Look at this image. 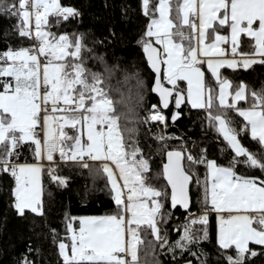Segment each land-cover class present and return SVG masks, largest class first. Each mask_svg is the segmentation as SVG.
Returning <instances> with one entry per match:
<instances>
[{
    "label": "snow or ice",
    "instance_id": "obj_1",
    "mask_svg": "<svg viewBox=\"0 0 264 264\" xmlns=\"http://www.w3.org/2000/svg\"><path fill=\"white\" fill-rule=\"evenodd\" d=\"M151 5L152 0H142L143 14L150 18V23L139 43L155 73L151 90L159 94L162 108L167 109L174 98L177 108L187 101L192 108L210 110L214 100H218L220 108L234 109L244 118L247 124L241 131L248 130L264 153V89L246 95L247 85L241 82L230 93L232 84L221 79L219 71L223 67L247 70L256 63L264 64V0H156L155 6ZM4 13L18 19L15 27L20 37L36 41L30 47L0 51V77L10 78L0 80V172L15 178L14 209L20 216L26 210L37 216L44 214L42 166L12 162L21 145L31 142L37 159L46 156L48 161H53L58 153L64 160H82L87 155L92 160L104 161L102 170L115 193L117 212L69 218L66 228L71 234V244L61 240L59 254L63 264H140L138 246L144 243L139 233L142 226L151 230L161 242V248L168 242L157 226L163 222L164 215V204L158 198L166 193L147 185L144 174L149 171L148 162L142 157L138 128L129 127L134 121L128 116L134 109L118 111L117 103L122 102L110 98L103 74L85 66L83 53L91 49L85 45L83 34L70 37L46 30L50 16L68 20L78 15L75 9L62 6L60 0H12L11 3L0 0V14ZM225 27L230 29V38L219 34V29ZM241 34L254 40L252 53L238 52ZM154 43L162 45V53ZM227 43H231L232 58H226L225 49L220 47ZM204 64L218 82V93L205 83L201 67ZM128 80L126 76L125 82ZM185 81L186 93L179 89L178 83ZM164 82L171 87H166ZM136 87H143L139 78ZM229 95L231 103L227 99ZM142 99L138 95V100ZM246 100L250 104L248 109L237 106V102ZM178 116L179 113H174L172 120ZM148 120L164 122L166 117L157 105H152L151 114L144 122ZM209 121L215 122L235 155L225 167L203 155L197 159L190 153L167 152L163 176L170 185L171 207L175 209L179 205L189 210V185L193 182L202 186L205 206L200 215L190 214L186 218L183 235L175 248L190 251V245L208 239L210 204L218 214V246L225 253L235 249V256L225 254L226 264H246L247 259L258 254L249 248V243L264 246V158L242 146L226 115L209 113ZM38 127L43 140L39 138ZM66 127L77 134L69 135ZM185 159L191 166H206L203 181L192 167L185 170L182 163ZM108 161L115 164L122 184ZM241 163L258 169L262 175H238L235 169ZM53 172L49 168V173ZM52 179L64 183L55 175ZM77 220L78 229L73 227ZM126 234L130 237L127 241ZM190 254L200 264H206L197 253ZM23 264L33 262L25 257Z\"/></svg>",
    "mask_w": 264,
    "mask_h": 264
},
{
    "label": "trees",
    "instance_id": "obj_2",
    "mask_svg": "<svg viewBox=\"0 0 264 264\" xmlns=\"http://www.w3.org/2000/svg\"><path fill=\"white\" fill-rule=\"evenodd\" d=\"M9 3L12 0H8ZM64 7L75 9L78 15L68 20L50 16L47 29L53 33L68 34L70 37L83 34L84 43L90 52L83 53L85 66L94 72L102 73L105 78L106 91L117 103L118 111L126 112L134 109L128 119L134 121L129 127L138 128L137 140L142 149V157L148 162L149 171L145 173L147 185L166 193L160 197L164 204L163 222L158 223L160 235L167 238V244L161 248L150 229L142 226L139 230L144 243L138 246L140 264H180L191 260L193 264H200L199 260L190 253L195 252L206 264H226L225 254L235 256V249L225 253L217 244L218 221L216 213L208 215V239L197 245H190V251L175 248L176 241L183 235L189 212H200L205 208L202 203L203 188L193 182L191 187L192 206L189 212L181 209L172 210L170 206V190L163 176V163L166 152L179 149L185 154L189 152L199 159L202 155L207 160H214L218 165L229 166L235 155L228 142L218 130L215 122L209 121L211 115H226L230 127L235 129L238 138L245 148L264 158L260 145L254 141L245 128L247 122L234 109L219 107L218 100H214L212 109L192 108L187 102L181 110L182 116L173 124L171 122V106L167 111L165 125L155 126L151 120L144 122L151 114V106L157 105L162 111L159 99L152 92L154 73L148 66L141 44L150 18L142 11V0H60ZM156 0H152V7ZM18 19L7 13L0 14V51L8 48L18 49L30 47L36 41L20 37L16 31ZM227 33L228 28L219 29ZM254 40L246 35L241 36L239 53L250 54L254 51ZM100 57L101 59H94ZM43 59V58H42ZM113 69L111 73L105 69ZM205 72V83L216 89L219 85L216 79L202 65ZM129 80L125 82V77ZM4 79H10L5 78ZM143 81V87H136V79ZM221 79L231 82V91L243 82L249 91L264 89V64L256 63L251 68L221 69ZM167 84V83H165ZM168 85V84H167ZM179 89L185 90L184 83ZM138 95L142 100H138ZM250 99V97H249ZM239 108H249L250 104L240 101ZM121 124L123 126L124 119ZM69 135H76V130L65 128ZM159 137H165L160 140ZM20 163L35 162L34 145L27 142L18 149ZM140 157H138L139 159ZM243 159V158H240ZM88 167L80 163L64 162L49 173L45 168L43 173V216H37L26 210L24 216L17 214L14 209L13 189L16 181L9 173L0 172V264H23L26 257L33 264H63L59 254L58 244L61 240L68 242L70 233L66 224L69 218L84 215H106L117 212L113 199L114 193L108 176L102 170L99 161H91ZM192 167L197 177L203 181L207 169L203 164L191 166L185 159L186 171ZM235 171L241 176H260L258 169H252L245 164H238ZM52 175L62 178L64 183L52 179ZM211 208L210 204L207 206ZM160 221V215L157 216ZM78 226L77 221L73 222ZM195 227H200L196 225ZM53 230H55L53 232ZM169 248H173L169 251ZM258 254L246 260V264H264V246L251 243L249 245ZM31 249V250H30Z\"/></svg>",
    "mask_w": 264,
    "mask_h": 264
},
{
    "label": "built area",
    "instance_id": "obj_3",
    "mask_svg": "<svg viewBox=\"0 0 264 264\" xmlns=\"http://www.w3.org/2000/svg\"><path fill=\"white\" fill-rule=\"evenodd\" d=\"M162 113H163V115L166 117V115L164 114V112L163 111H161ZM166 121V120H165ZM165 121L164 122H162V123H165ZM154 123H159V122H157V121H153ZM37 132L38 133H40V139L41 140H43V133H42V131H41V129L38 127L37 128ZM17 152H18V155H15L14 157H12L11 159H12V162L13 163H16V164H20V161H19V158H20V152L17 150ZM190 153V152H189ZM191 154V153H190ZM37 160H40V162L45 166V168L47 169V170H49V168H52V169H54L59 163H64V162H75V163H80V164H82V165H84V164H88L89 162H91V161H95V160H92L90 157H88L87 155H85L84 157H83V159L82 160H80V159H77V160H75V161H71V160H64V159H61V157L59 156V154L58 153H56V154H54V159H53V161H48L47 159H46V156H44V157H42V158H40V159H37ZM102 162V161H101ZM54 173V172H53ZM205 210V208H202V210L200 211V212H189L188 213V215H187V217L190 215V214H195V215H200L201 213H202V211H204ZM207 211H208V215H211V214H213V211H212V209H208L207 208ZM129 259H130V257H129Z\"/></svg>",
    "mask_w": 264,
    "mask_h": 264
},
{
    "label": "water",
    "instance_id": "obj_4",
    "mask_svg": "<svg viewBox=\"0 0 264 264\" xmlns=\"http://www.w3.org/2000/svg\"><path fill=\"white\" fill-rule=\"evenodd\" d=\"M154 46L157 47V48H159V49L161 50V53H162V48H161V46L156 45L155 43H154ZM144 54H145V53H144ZM145 58H146V54H145ZM146 60H147V59H146ZM147 62H148V61H147ZM148 66H149V68L151 69L149 63H148ZM151 71L154 73V71H153L152 69H151ZM154 75H155V73H154ZM154 80H155V77H154ZM164 83H165V82H164ZM153 86H154V82H153L152 87H153ZM165 86H166V87H171L170 85H167V84H165ZM152 92H153V91H152ZM153 94L156 95V96L158 97V99H159V104H160L159 94H158V93H155V92H153ZM186 104H187V101H185V103L181 104L180 107L177 108V107L175 106L174 98H173V99L170 101L169 107H168L167 109H163L162 106H161V104H160V107H161V109H162L163 111H167L171 106L173 107V110H172V113H171V117H170V119H171V122L174 124V123H175V122H176V121L182 116L181 110L186 106ZM174 113H179V116H178V118H177L175 121L172 120V116H173ZM169 151H180V152L184 153L182 150H179V149H174V150H169ZM167 152H168V151H167ZM167 152H166V155H165V161H164V163H163V166H164V164L167 163ZM182 163L184 164V167H185V160H183ZM185 170H186V169H185ZM164 179H165V181L167 182L166 178H164ZM192 184H193V183H191V184L189 185V196H190V207H189V210L186 211L185 209H183L181 206L178 205L175 209H173V208L171 207V209H172L173 211H174V210H177V209H181V210L184 211V212H189V211L191 210V206H192L191 187H192ZM167 185H168V183H167ZM168 187H169V190H170V185H168ZM170 195H171V190H170ZM170 206H171V201H170ZM180 264H186V261H185V262H182V263H180ZM192 264H193V262H192Z\"/></svg>",
    "mask_w": 264,
    "mask_h": 264
},
{
    "label": "rangeland",
    "instance_id": "obj_5",
    "mask_svg": "<svg viewBox=\"0 0 264 264\" xmlns=\"http://www.w3.org/2000/svg\"><path fill=\"white\" fill-rule=\"evenodd\" d=\"M46 30H48V29H46ZM48 31H50V30H48ZM0 80H4V78H3V77H0ZM165 83H166V82H165ZM151 122H152V124L155 125V126L165 125V123H166V121H165V123H162V122L154 123L153 121H151ZM85 139H86V130H85ZM97 161H98V160H97ZM99 162H100L101 164L105 163L104 161H102V162L99 161ZM107 163H108L109 166L113 169V171H114L115 173H117V177H118V169L116 168L115 164H113L111 161H108ZM20 164H39V165L42 166V168H41V173H40V187H41V190H42V192H43V185H42V182H43V173H44V171H45V166L40 162V160H37V161H35V162H24V163H20ZM118 183H120V184L123 183V181L120 180L119 177H118ZM124 192H125V196H126V194H127V189H125ZM113 193H114V191H113ZM114 195H115V193H114ZM158 199H160V198H158ZM160 201H161V199H160ZM126 203H127V201H126ZM161 203H162V201H161ZM113 214H115V213H113ZM106 215H111V214H106ZM158 215H159V214H158ZM158 215H157V216H158ZM87 216H104V215H84V216H79V217H87ZM79 217H78V218H79ZM129 217H130V214H129ZM129 217H126V218H129ZM216 217H217V221H218V214H217V213H216ZM157 220H158V217H157ZM77 223H78V220H77ZM73 227L78 229L79 224H78V226H75L74 223H73ZM70 235H71V234H70ZM129 238H130V237H128L127 234H126V236H125V240L127 241ZM65 243H66V244H69V246H70V244H71V240H69L68 242H65ZM69 254H70V247H69ZM121 255H123V254H121Z\"/></svg>",
    "mask_w": 264,
    "mask_h": 264
},
{
    "label": "crops",
    "instance_id": "obj_6",
    "mask_svg": "<svg viewBox=\"0 0 264 264\" xmlns=\"http://www.w3.org/2000/svg\"><path fill=\"white\" fill-rule=\"evenodd\" d=\"M219 34L220 35H225V36H229V38H230V29H228V32L227 33H223V32H219ZM241 36H242V34H241ZM241 36H240V39H241ZM153 39V42H154V40H155V38H152ZM209 42H211V41H206V43H209ZM159 46H161V48H162V45H159ZM220 47L221 48H224L225 49V56H226V58H232V55H231V52H230V49H231V43H227V44H221L220 45ZM239 52V51H238ZM237 58H239V57H237ZM206 65V64H205ZM202 67V66H201ZM206 67H207V65H206ZM224 68V67H223ZM222 69V68H221ZM221 69L219 70L220 71V76H221ZM202 71H204L203 70V68H202ZM179 83V85L180 84H182V82H178ZM184 83V86H185V90L187 91V82L185 81V82H183ZM171 86V85H170ZM229 92L230 93H234V92H232L231 91V89H229ZM246 94V93H245ZM227 99H228V102L229 103H231L232 102V96L231 95H229L228 97H227ZM240 102V101H239ZM239 102H237V104L239 103ZM190 104V103H189ZM242 109H248V108H242ZM223 136V135H222ZM239 139V138H238ZM239 141H240V139H239ZM240 143H241V141H240ZM242 144V143H241ZM242 146H243V144H242ZM211 206V205H210ZM211 209V208H210ZM213 212H215L214 210H212ZM216 213V212H215ZM251 244V242L249 243V245Z\"/></svg>",
    "mask_w": 264,
    "mask_h": 264
}]
</instances>
